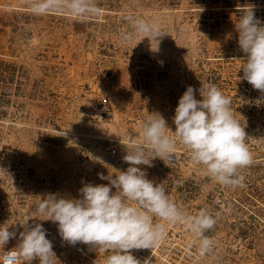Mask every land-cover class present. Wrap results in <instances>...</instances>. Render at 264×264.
I'll list each match as a JSON object with an SVG mask.
<instances>
[{
  "label": "rangeland",
  "instance_id": "rangeland-1",
  "mask_svg": "<svg viewBox=\"0 0 264 264\" xmlns=\"http://www.w3.org/2000/svg\"><path fill=\"white\" fill-rule=\"evenodd\" d=\"M95 2L102 14L81 22L63 11L33 14L29 0H0V225L17 233L3 250L17 246L24 223H40L59 264H104L110 253L89 245L84 255L66 252L58 225L37 211L40 199H79L85 183L109 184L129 167V141L143 143L149 114H161L174 132L187 87L202 99V86L215 84L248 135L253 163L241 170L243 186L204 175L180 144L175 167L160 158L140 166L187 215L207 210L217 219L205 233L213 248L199 255L194 233L178 223L166 225L158 245L132 254L141 264H264V149L254 134L253 101L233 94L248 83L235 24L249 5L264 23V0ZM129 15L158 23L163 37L137 34L122 43L132 31Z\"/></svg>",
  "mask_w": 264,
  "mask_h": 264
},
{
  "label": "clouds",
  "instance_id": "clouds-1",
  "mask_svg": "<svg viewBox=\"0 0 264 264\" xmlns=\"http://www.w3.org/2000/svg\"><path fill=\"white\" fill-rule=\"evenodd\" d=\"M29 6L36 15L63 11L81 22L102 14L95 0H29ZM126 19L132 31L121 35L122 43L137 34L155 40L163 37L156 22L131 15ZM235 29L239 48L245 54L242 79L264 93V23L256 18L254 6L243 9ZM195 91L188 86L179 98L173 117L174 132L161 114L148 115L142 123L143 143L129 141L123 157L129 167L118 171L115 178L108 177L109 184L85 183L79 190V199L52 193L40 199L38 213L58 225L62 241L109 252L104 264H141L132 250L152 249L165 238L166 225L179 223L194 233L200 255L212 250L213 242L205 233L216 225L217 219L207 210L187 215L163 185L147 179L140 167L151 166L154 158L172 167L180 144L189 150L193 163L203 166L204 175L227 187L243 186L241 170L253 163V157L245 127L233 114L231 97L215 84L202 86V99L195 97ZM157 218L163 222H157ZM23 225L19 243L4 251L0 264H31L33 260L39 264H59L43 225ZM14 238L15 231H10L6 224L0 225V250Z\"/></svg>",
  "mask_w": 264,
  "mask_h": 264
},
{
  "label": "built area",
  "instance_id": "built-area-1",
  "mask_svg": "<svg viewBox=\"0 0 264 264\" xmlns=\"http://www.w3.org/2000/svg\"><path fill=\"white\" fill-rule=\"evenodd\" d=\"M234 95H236L238 98H245L250 99L253 101L250 105V107L254 106V110L256 111L254 115V134L257 138V143L261 148L264 149V94L261 93L259 90H256L252 87V85H249L246 82H242L238 84V86L233 91ZM262 98V101L260 100ZM108 155L114 157L117 155V150L115 147L108 148L107 151ZM176 166V161L174 158V162L172 167ZM169 167V166H168ZM85 244L78 243L75 246L68 244L66 247V252L68 254H74V255H84L86 251ZM12 249H6L0 252V256L4 255V251H10ZM200 255V253H199Z\"/></svg>",
  "mask_w": 264,
  "mask_h": 264
}]
</instances>
